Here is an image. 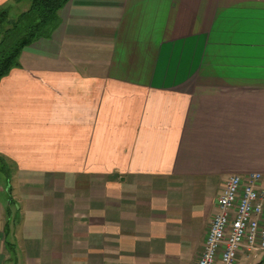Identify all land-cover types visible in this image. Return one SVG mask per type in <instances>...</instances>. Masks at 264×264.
Instances as JSON below:
<instances>
[{
	"label": "crops",
	"instance_id": "0c3cea01",
	"mask_svg": "<svg viewBox=\"0 0 264 264\" xmlns=\"http://www.w3.org/2000/svg\"><path fill=\"white\" fill-rule=\"evenodd\" d=\"M57 19L0 80V264H196L228 178L264 176V0Z\"/></svg>",
	"mask_w": 264,
	"mask_h": 264
},
{
	"label": "built area",
	"instance_id": "2783aa9c",
	"mask_svg": "<svg viewBox=\"0 0 264 264\" xmlns=\"http://www.w3.org/2000/svg\"><path fill=\"white\" fill-rule=\"evenodd\" d=\"M216 207L196 264H264V176H231Z\"/></svg>",
	"mask_w": 264,
	"mask_h": 264
},
{
	"label": "trees",
	"instance_id": "16d2710c",
	"mask_svg": "<svg viewBox=\"0 0 264 264\" xmlns=\"http://www.w3.org/2000/svg\"><path fill=\"white\" fill-rule=\"evenodd\" d=\"M68 2L70 0H30L28 10L11 20L7 9L0 10V80L17 67L22 49L36 40L49 38L56 28L58 11ZM0 169L5 171L3 166Z\"/></svg>",
	"mask_w": 264,
	"mask_h": 264
},
{
	"label": "rangeland",
	"instance_id": "374dc122",
	"mask_svg": "<svg viewBox=\"0 0 264 264\" xmlns=\"http://www.w3.org/2000/svg\"><path fill=\"white\" fill-rule=\"evenodd\" d=\"M24 9V4H21V5H19L18 7H15V8H10V9H7L8 10V17L10 18V20L11 19H13L14 18V16H15V13L14 12H20V11H22ZM4 176V174L3 173H0V177H3ZM5 177V176H4ZM6 190V189H5ZM4 195H6V192H5V194ZM6 237V236H5ZM3 238H4V235H1V242H2V240H3ZM7 240H9V238L7 237Z\"/></svg>",
	"mask_w": 264,
	"mask_h": 264
},
{
	"label": "water",
	"instance_id": "95a60500",
	"mask_svg": "<svg viewBox=\"0 0 264 264\" xmlns=\"http://www.w3.org/2000/svg\"><path fill=\"white\" fill-rule=\"evenodd\" d=\"M11 22V21H10Z\"/></svg>",
	"mask_w": 264,
	"mask_h": 264
}]
</instances>
